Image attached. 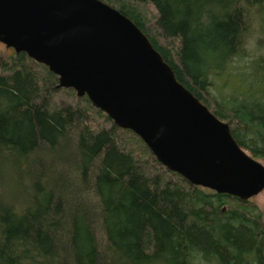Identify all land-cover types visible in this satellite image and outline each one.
<instances>
[{
  "label": "trees",
  "instance_id": "16d2710c",
  "mask_svg": "<svg viewBox=\"0 0 264 264\" xmlns=\"http://www.w3.org/2000/svg\"><path fill=\"white\" fill-rule=\"evenodd\" d=\"M100 1L143 32L242 150L264 158V104L247 109L216 88L264 0ZM137 4L154 7L157 32ZM254 75L264 83V65ZM57 85L25 53L0 56V264H264V225L250 200L190 184L86 96ZM61 92L73 103L51 110Z\"/></svg>",
  "mask_w": 264,
  "mask_h": 264
},
{
  "label": "water",
  "instance_id": "95a60500",
  "mask_svg": "<svg viewBox=\"0 0 264 264\" xmlns=\"http://www.w3.org/2000/svg\"><path fill=\"white\" fill-rule=\"evenodd\" d=\"M0 43L86 96L194 186L248 201L264 167L177 80L143 32L100 0H0Z\"/></svg>",
  "mask_w": 264,
  "mask_h": 264
},
{
  "label": "rangeland",
  "instance_id": "374dc122",
  "mask_svg": "<svg viewBox=\"0 0 264 264\" xmlns=\"http://www.w3.org/2000/svg\"><path fill=\"white\" fill-rule=\"evenodd\" d=\"M137 8L141 17L145 20L146 27L153 32H157V13L154 7L150 4H137ZM256 10L257 8L251 11L248 31L240 58L235 59L230 65L228 71L231 74L221 75L217 78L216 83L220 98L230 95L234 98L235 104L247 109H252L254 104H264V83L257 82L258 76L254 75L255 67L264 65V6L258 12ZM13 53L14 51L11 48H6L0 43L1 57L9 58ZM206 96L211 104V109H217L219 98L216 90L210 87ZM70 103H73L71 95L61 92L51 99L49 108L52 110ZM99 123L103 127L108 126L103 120ZM256 161L264 167V158H256ZM250 202L261 216L264 225V189L258 195L252 197Z\"/></svg>",
  "mask_w": 264,
  "mask_h": 264
}]
</instances>
